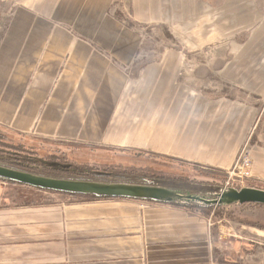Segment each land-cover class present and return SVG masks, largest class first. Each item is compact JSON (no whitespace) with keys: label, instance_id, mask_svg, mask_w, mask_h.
I'll list each match as a JSON object with an SVG mask.
<instances>
[{"label":"crops","instance_id":"obj_1","mask_svg":"<svg viewBox=\"0 0 264 264\" xmlns=\"http://www.w3.org/2000/svg\"><path fill=\"white\" fill-rule=\"evenodd\" d=\"M1 1V125L225 171L255 120L264 189V0H125L127 26L115 0ZM12 187L35 199L0 205V264H229L199 213Z\"/></svg>","mask_w":264,"mask_h":264},{"label":"rangeland","instance_id":"obj_2","mask_svg":"<svg viewBox=\"0 0 264 264\" xmlns=\"http://www.w3.org/2000/svg\"><path fill=\"white\" fill-rule=\"evenodd\" d=\"M125 0H115L114 5L118 8L122 6L123 12H121L122 24L127 26V7ZM125 4V6H124ZM14 4H7L0 0V10L6 11L10 10ZM5 21H0V23ZM64 26V25H63ZM75 30L74 27H72ZM76 32V31H75ZM169 35V34H168ZM145 43L155 42L159 38L153 37L151 35L146 36ZM168 48L177 50L178 45L177 40L174 38L173 34L168 36ZM221 45H224V40L220 41ZM233 53V52H232ZM184 58H195L198 60L207 59L206 53H192L183 52L181 53ZM217 56H224V49L216 53ZM253 54V53H251ZM255 122V120H254ZM253 122V125L249 128V153L252 158V173H253V152L254 145L257 140V130L258 126ZM264 130V126L262 128ZM259 135V134H258ZM11 144H21L27 150H33L35 152H40L39 157L36 158L37 164L44 165L48 164L52 167L56 166L55 161L50 158L53 157H63L64 160H72L75 162H94V163H108L113 162L125 167L132 168H164L161 164H156L155 162L147 160V158L134 159L131 158L132 155H138L134 152L126 153L123 151H111L95 148L93 146H87L81 143H77L72 140H62L60 138H41L34 131L28 133H21L14 131L4 125L0 124V157L1 158H13L22 157L18 152H14L7 149L5 146H12ZM259 147V144L258 146ZM48 158H45V157ZM205 167V166H203ZM207 168V169H206ZM203 168L198 171L189 170L190 179H194L197 182L211 183L218 182L221 183V189L223 184L228 177V170H215L209 167ZM104 178H110L111 176H100ZM252 179L245 181L243 187L255 186L253 185ZM240 187V188H243ZM29 189V188H27ZM28 191V190H26ZM35 191V190H30ZM19 194L13 191V187L8 184L0 183V205L8 201H26L33 200L35 197H29L24 194V198H20ZM15 196L19 199H15ZM28 196V197H27ZM75 197V196H74ZM42 201V200H41ZM3 202V203H2ZM264 206L260 207H250V206H239V205H224V207L219 211L218 217L214 216L212 210L211 213L206 217L207 226L212 227L213 225L219 226L223 229L220 230L222 245L223 258L229 261V264H264ZM232 228L229 229V228ZM216 239H220L217 237ZM251 253H256L254 256H250ZM263 255V256H262Z\"/></svg>","mask_w":264,"mask_h":264},{"label":"trees","instance_id":"obj_3","mask_svg":"<svg viewBox=\"0 0 264 264\" xmlns=\"http://www.w3.org/2000/svg\"><path fill=\"white\" fill-rule=\"evenodd\" d=\"M12 146H5L14 152H18L22 157L13 158H1L0 166L11 170L28 173L35 176L68 180V181H81V182H98L105 184H136V185H148L166 188L177 192L181 196H197L202 197L206 200H215L219 197L221 193V183L211 182H197L194 179H190L189 170L198 171L203 168L202 165L198 164H187L183 161L175 159H165L152 154L138 153V155H132L131 158L141 159L147 158V160L155 162L156 164H161L164 168H132L125 167L113 162H108L105 164L94 163V162H75L72 160L66 161L63 157H53L50 158L55 161L56 166L52 167L48 164L40 165L37 164L36 158L39 157L40 152H35L33 150H27L21 144H11ZM115 150L114 152H116ZM130 154V153H129ZM41 155V154H40ZM45 157V156H43ZM48 158V157H45ZM207 169V168H206ZM111 176L110 178H104L100 176ZM0 183L8 184L11 186L29 188L35 191L61 194L66 196H78L68 193H60L48 190H41L37 188L28 187L26 185L13 182L10 180H5L0 178ZM250 188H257L255 186H247ZM264 190V189H262ZM83 199L88 200H101V199H117L109 197H96V196H78ZM147 201V200H142ZM159 204H165L172 207L180 208L186 211H191L199 213L207 217L212 210L215 217H218L219 211L224 207V205H205L196 201H190L185 198L180 200L174 199L171 202H155L147 201ZM239 206H250V207H260L256 204H243Z\"/></svg>","mask_w":264,"mask_h":264},{"label":"water","instance_id":"obj_4","mask_svg":"<svg viewBox=\"0 0 264 264\" xmlns=\"http://www.w3.org/2000/svg\"><path fill=\"white\" fill-rule=\"evenodd\" d=\"M0 178L17 182L28 187L78 196H96L155 202H171L185 198L205 205H243L264 206V190L250 187L230 188L220 193L215 200L197 196H181L177 192L156 186L136 184H105L98 182L68 181L31 175L0 166Z\"/></svg>","mask_w":264,"mask_h":264},{"label":"built area","instance_id":"obj_5","mask_svg":"<svg viewBox=\"0 0 264 264\" xmlns=\"http://www.w3.org/2000/svg\"><path fill=\"white\" fill-rule=\"evenodd\" d=\"M227 175L221 192L230 188L239 189L243 187L245 181L253 179L252 158L247 147L241 149Z\"/></svg>","mask_w":264,"mask_h":264}]
</instances>
